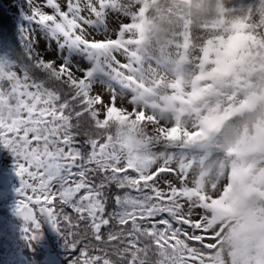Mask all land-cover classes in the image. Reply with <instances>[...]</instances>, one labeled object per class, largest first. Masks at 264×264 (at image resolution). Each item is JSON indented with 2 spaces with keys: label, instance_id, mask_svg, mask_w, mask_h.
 Masks as SVG:
<instances>
[{
  "label": "snow or ice",
  "instance_id": "snow-or-ice-1",
  "mask_svg": "<svg viewBox=\"0 0 264 264\" xmlns=\"http://www.w3.org/2000/svg\"><path fill=\"white\" fill-rule=\"evenodd\" d=\"M130 2L14 4L0 147L24 239L50 224L67 264H264V41L221 14L193 65Z\"/></svg>",
  "mask_w": 264,
  "mask_h": 264
},
{
  "label": "clouds",
  "instance_id": "clouds-1",
  "mask_svg": "<svg viewBox=\"0 0 264 264\" xmlns=\"http://www.w3.org/2000/svg\"><path fill=\"white\" fill-rule=\"evenodd\" d=\"M122 2L130 10L137 8L130 0ZM221 14L228 21L241 18L250 26L247 31L264 41V0H154L146 13L147 39L155 49L186 51L195 65L209 40L216 43L215 37L226 35L212 27Z\"/></svg>",
  "mask_w": 264,
  "mask_h": 264
},
{
  "label": "rangeland",
  "instance_id": "rangeland-1",
  "mask_svg": "<svg viewBox=\"0 0 264 264\" xmlns=\"http://www.w3.org/2000/svg\"><path fill=\"white\" fill-rule=\"evenodd\" d=\"M7 7L17 13V8L15 7L16 0H4ZM20 2H23V0H20ZM40 35V46L44 47V39L41 34ZM0 162L8 169L14 170V157L10 154L8 150H6L3 147H0ZM15 185H19V178L16 176V179L14 180ZM16 195L9 196L6 199V203L2 204L4 207H6V210L8 211V215H1L0 216V264H41L37 258L33 255L32 257L28 258L27 261H23V258L21 256V250H18L21 247V242L19 239H21V236L19 237L17 235V241H19L18 246H11L10 248H5L4 251L1 250V247H3L4 244H7L10 242L11 239L16 235L17 231H20L19 229H22L21 226H19L14 219H11L10 216H12V212L15 209V202H16ZM10 206V207H7ZM17 224V225H16ZM19 228H18V227ZM9 245H11L9 243ZM44 262V260H43ZM45 264V262H44Z\"/></svg>",
  "mask_w": 264,
  "mask_h": 264
},
{
  "label": "flooded vegetation",
  "instance_id": "flooded-vegetation-1",
  "mask_svg": "<svg viewBox=\"0 0 264 264\" xmlns=\"http://www.w3.org/2000/svg\"><path fill=\"white\" fill-rule=\"evenodd\" d=\"M3 169L6 170L4 167H3ZM15 178H16V176L12 172V179L14 180ZM17 187H18V185L13 184V182L9 185H6L3 182V180H0V204L6 203L5 201L9 196L16 195L15 189ZM7 207H10V206L7 205ZM10 218L16 220L17 218H20V217H18L15 214V211H13L12 216H10ZM41 231H42V235L38 238L37 245H40L44 249V251H45L44 257L46 258L48 248H50V251L57 253L58 246H56V245L59 242V236L54 230L53 231L48 230V228L46 227V223L42 225ZM59 255L62 256L61 254H59ZM63 259L64 258L62 256L60 264H66L65 262H63ZM45 264H47L46 260H45Z\"/></svg>",
  "mask_w": 264,
  "mask_h": 264
},
{
  "label": "trees",
  "instance_id": "trees-1",
  "mask_svg": "<svg viewBox=\"0 0 264 264\" xmlns=\"http://www.w3.org/2000/svg\"><path fill=\"white\" fill-rule=\"evenodd\" d=\"M18 14L14 13L11 11L6 4L4 3L3 0H0V40H3L5 38H13L15 35V23H16V17ZM3 212V208L0 205V213ZM32 242V241H28ZM21 243L23 244L24 247H26L27 242L24 238H21ZM58 246V251L63 254L66 257V251L63 248V241L61 237L59 236V242L56 245ZM25 255L29 258L30 253L27 250V247L25 248ZM40 254V252H38Z\"/></svg>",
  "mask_w": 264,
  "mask_h": 264
},
{
  "label": "water",
  "instance_id": "water-1",
  "mask_svg": "<svg viewBox=\"0 0 264 264\" xmlns=\"http://www.w3.org/2000/svg\"><path fill=\"white\" fill-rule=\"evenodd\" d=\"M7 176H9V174L3 172V171L0 169V180H1V179H4V180H5V178H6ZM5 182H6V183H9V180L6 179ZM46 226L51 230V225H50V224H46ZM48 258H49V262H50V263H58V262H59L58 257H57L55 254H52V253H50V252H48Z\"/></svg>",
  "mask_w": 264,
  "mask_h": 264
}]
</instances>
